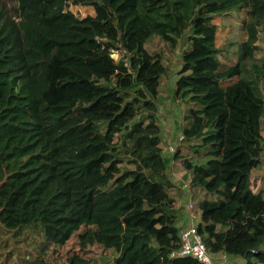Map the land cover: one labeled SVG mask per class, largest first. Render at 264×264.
<instances>
[{"label": "trees", "instance_id": "1", "mask_svg": "<svg viewBox=\"0 0 264 264\" xmlns=\"http://www.w3.org/2000/svg\"><path fill=\"white\" fill-rule=\"evenodd\" d=\"M231 12L247 15L248 38L227 65L213 20ZM261 29L264 0H0V264H47L48 247L74 236L116 251L114 264H200L171 257L179 160L208 250L264 264V188L251 187L264 159ZM181 48L174 97L186 110L170 159L158 102L165 50ZM236 89L260 118L241 134Z\"/></svg>", "mask_w": 264, "mask_h": 264}, {"label": "rangeland", "instance_id": "2", "mask_svg": "<svg viewBox=\"0 0 264 264\" xmlns=\"http://www.w3.org/2000/svg\"><path fill=\"white\" fill-rule=\"evenodd\" d=\"M70 11L78 18H84L88 15H95L93 7L71 6ZM247 15L244 12H231L224 16H216L213 23L218 26L216 35V45L224 49L225 63L230 65L238 59L236 45L247 40V33L244 28V22ZM158 40L154 42L158 44ZM258 45L260 47L259 58H264V31L259 33ZM164 47L163 45H160ZM227 50V52L225 51ZM181 52L165 50V65L169 68V75L162 80L160 100L158 102V118L161 127L162 146L165 155L170 159L173 158L172 149H178V137L181 135L184 125V113L186 110L185 103L178 101L174 97L175 82L178 78V72L181 67ZM112 57L119 59L118 54ZM238 79L225 83V87L234 86ZM254 107L249 106L243 99H240L238 90L234 91L230 101L229 119L231 123L230 132L241 134L247 127L250 119H253L257 126L260 125V118ZM264 137V131H262ZM129 166V165H123ZM132 168V166H129ZM171 180L174 184L171 194L177 198L176 208L181 213L187 203V193L181 188L179 181L183 180L182 161H174L170 169ZM251 187L253 191L264 188V159L261 166L252 172ZM198 196L203 198V194ZM182 217V214H181ZM11 243V242H10ZM24 246V245H21ZM73 256H79L86 261L85 264H114L118 253L112 249H104L100 246H88L85 249L79 244V240L74 236L63 246L50 245L45 252V261L47 264H69L68 259ZM241 259L230 260L228 264H239Z\"/></svg>", "mask_w": 264, "mask_h": 264}, {"label": "built area", "instance_id": "3", "mask_svg": "<svg viewBox=\"0 0 264 264\" xmlns=\"http://www.w3.org/2000/svg\"><path fill=\"white\" fill-rule=\"evenodd\" d=\"M118 59L116 58V61ZM171 151H174L173 149ZM181 188L187 193V203L185 206L186 219L180 231L181 247L171 254V257H192L200 264H228L230 258L225 253L212 254L202 241L197 231L200 223V211L194 203L190 185L185 180L179 181Z\"/></svg>", "mask_w": 264, "mask_h": 264}, {"label": "crops", "instance_id": "4", "mask_svg": "<svg viewBox=\"0 0 264 264\" xmlns=\"http://www.w3.org/2000/svg\"><path fill=\"white\" fill-rule=\"evenodd\" d=\"M181 214H182V217H181L180 222H182L184 224L185 223V219H186V210H185V208H184V210L181 211Z\"/></svg>", "mask_w": 264, "mask_h": 264}]
</instances>
